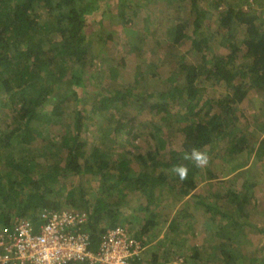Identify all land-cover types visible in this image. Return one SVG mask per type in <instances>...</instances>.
Instances as JSON below:
<instances>
[{
    "label": "trees",
    "instance_id": "obj_1",
    "mask_svg": "<svg viewBox=\"0 0 264 264\" xmlns=\"http://www.w3.org/2000/svg\"><path fill=\"white\" fill-rule=\"evenodd\" d=\"M188 1V19L171 22L169 38L177 45L191 33L189 51L195 59L179 56L162 88L147 91L141 88L154 74L143 73L137 64L131 78L120 80L121 66L105 58L104 67L93 77L92 85L103 91L97 97L86 82L92 53L87 26L99 25L98 44L112 38L102 22L107 0H0V227L16 218H28L37 227L45 209H81L88 213L83 228L95 250L107 228L122 224L127 197L135 198L133 208L143 213L144 229L139 234L152 225L149 212L161 202L160 196L172 190L183 203L165 229L164 239L171 237L176 244L173 260L209 264L200 257V245L185 250L182 242L177 244L188 231L196 238L192 223L196 218L189 210L194 203L203 205L208 216H216L215 228H207L203 220L210 231L207 251L218 249L225 264H264V246L255 248L248 238L252 224L234 218L235 214L249 218L257 210L252 192L256 176L248 161L252 155L257 162L264 160V122L258 125V134L240 126L237 106L251 90L264 103V10L250 11L252 0ZM205 2L212 10L205 8ZM117 12L123 23L129 21L122 6ZM207 18L215 22V29L221 28L215 35L229 34L222 42L227 53L211 48L203 28ZM140 21L153 23L146 17ZM234 30L240 38L233 37ZM147 37L139 34L146 47ZM137 48L141 51L143 42ZM208 81L222 84L224 93L205 98ZM143 111L145 115L139 116ZM95 124L98 143L83 133ZM165 129H174L177 145L168 146ZM118 137L131 143L138 140L144 147L119 150L113 146ZM192 147L208 154L206 168L182 159ZM226 158L238 161L233 176L220 182L227 171ZM177 164L188 166V180L181 182L171 172ZM75 176L80 180L90 176L95 186L78 182L66 192V180ZM214 179L218 182L207 184L206 198L193 192L201 181ZM176 233L180 237L172 236ZM252 247L255 253L249 256ZM152 262L160 263L157 256Z\"/></svg>",
    "mask_w": 264,
    "mask_h": 264
},
{
    "label": "rangeland",
    "instance_id": "obj_2",
    "mask_svg": "<svg viewBox=\"0 0 264 264\" xmlns=\"http://www.w3.org/2000/svg\"><path fill=\"white\" fill-rule=\"evenodd\" d=\"M181 1V3H178L177 0H127V3L124 4L125 2L122 0H107V3L104 5V15L102 22L103 28L106 31H112V38L109 39V41L98 44V41H96V34L98 36L97 32L99 25L93 27L94 22H92L87 26L92 53L90 54L91 56L89 65L86 68V75L88 77L86 82L89 88H93V90L97 92V97L102 95L103 91H98L99 88L96 86V83L94 86L92 85V83L95 81L93 77L96 75V72H100L104 67L105 62L103 59L105 58L110 59L113 61V63H117L121 66L120 80H123L124 78L128 80V77L131 78L137 64L142 65L143 73L154 74V79H152L150 82H145L147 84H144L141 88V90H146V88H148L147 91L162 88L163 84L165 83L163 81L165 76L169 75L173 71L174 66H176V62L179 61V56L184 55L189 61L195 59L194 54L189 51L192 37L191 33L188 38H185L181 44L177 45H172L171 39L169 38V31L171 28L170 23L180 20V18L187 20L189 17V12L187 13V11L190 9L189 1ZM239 1L241 0H227V3L234 4L237 2L239 3ZM250 3L251 5H249V9L250 11L255 12V14H260V11L264 10V0H252ZM179 4L181 8L177 7ZM121 6L126 13L124 18H130L126 23H123L122 18L118 16L117 11ZM130 6H133V9L129 8ZM204 6L209 10H212L213 8V6L211 4L208 5L207 2L204 3ZM243 8L247 9L248 6L244 5ZM181 9L183 11H181ZM135 10H137V14ZM108 11H111V14L105 13ZM262 14L264 15V12ZM145 17L151 19L153 23L142 25V21L140 20ZM208 23H210L209 27L206 25ZM214 25L215 22L213 21L212 23L211 19L209 18L203 22V28L205 31H207L206 36L210 42L211 48L215 53L225 54L228 51V47L222 45V42L225 40V37L230 38V36L229 34H224L222 36L219 34L215 35L214 32L220 33L221 28L219 27L215 29L216 27L214 28ZM189 31L190 29H188V32ZM233 32V37H241V33H239L238 30H234ZM140 33L148 35L147 47L144 40L139 38ZM160 38L162 42L157 43V39ZM142 42L143 48L141 51H138L137 46ZM224 91V86L222 84H213L208 81V83H206L204 96L205 98H217L221 96ZM88 107H90L89 104ZM237 108V112L241 114L240 120L238 122L239 125L249 128L258 134V125L264 122V103L261 96L255 91L251 90L249 95H247V97L240 104H238ZM122 111L123 114L126 113L127 108ZM109 112L112 111L110 110ZM143 114L145 115L144 111L139 113V116H143ZM87 130H83V133H85V135L89 134L88 136L90 140L93 139L94 142L98 143L100 141L98 139L100 133H97L96 124L88 127ZM174 134V129H165L164 136L167 138L166 140L168 141V146L178 144L179 137L177 134ZM108 135L109 139H111L113 136L109 133ZM259 136H261V134ZM57 138H59L58 135ZM137 142L133 141V143H131L128 142L127 137H118L115 139L113 146L119 150H123L125 148L140 149V146L144 147V145ZM121 144H123L124 147L121 146ZM134 144L138 145L134 148ZM215 161H218V159ZM237 161L231 159L229 160V158L225 159V164L223 166H225V170L227 171H225L226 173L220 175L218 181L221 179L220 182H222L225 178V180H229L233 176L234 172L232 173L231 170L234 169L235 162ZM248 163L252 167L251 170L253 169L255 173L254 175L256 176L254 181H256L257 184L253 187L252 192H254V196L257 198V210L256 212L251 213L252 215L249 218H241V216L238 214H235L234 218L238 221L246 222V224H252L251 228H247L248 238L251 239L250 244L252 242L255 248L260 249L262 246H264V232L259 231L260 228H264V203L261 200V198L264 199V160L257 162V158L252 155ZM89 177H84L80 180V177L75 176L68 181L66 180L67 183L65 182V191L67 192L68 190L77 187V185H80L78 182H83L87 188H93V186H95V181L93 182V179H90ZM218 181H216V179L211 181L203 180L195 187L193 192L195 194H201L206 198V191L208 190L207 184H216ZM90 196L93 197L94 195ZM160 199L161 202L158 203L157 206L152 207L151 211L149 212H153V223L147 227L146 231L138 234L140 229H144L143 226L145 220L142 219L143 213H140L133 208L135 207L136 200L132 197H127V199H125L126 205L123 206L124 217L129 218L131 221H126L124 218L121 223L126 225L130 231L144 244V248L139 258L140 264H153L152 259L156 256L160 262L159 264H186L181 258L173 260L172 251L175 248L174 245L176 244L172 242L171 237L164 239L168 220L171 218L177 207L182 208L183 203L181 199H177L175 193L172 190L167 191L163 198L160 196ZM165 202H167V205ZM189 210L194 213L196 218V220L192 222L193 227H195L196 238L193 239L190 237V233L188 231L186 235L177 240V244L178 242H182L181 247L185 250L189 249L188 247H198V245H200L201 250L200 252L198 250V252L201 258L203 257L209 264H225L224 258L221 256V253L218 249L213 252L212 250L207 251L209 248L207 241L210 239L208 238L210 231L206 229L216 227V216H208L207 213H205L206 211L204 210V206L201 204L192 203ZM203 220H207L205 222L207 228H205ZM201 230L205 231L206 233L202 235ZM172 236L176 238L180 237L178 233L173 234ZM188 238H190V240ZM184 240L185 243L183 242ZM203 244L206 245L203 247L201 246ZM254 253L255 251L252 247L248 255L250 254L249 256H251L254 255ZM189 262H193V260L191 259Z\"/></svg>",
    "mask_w": 264,
    "mask_h": 264
},
{
    "label": "built area",
    "instance_id": "obj_3",
    "mask_svg": "<svg viewBox=\"0 0 264 264\" xmlns=\"http://www.w3.org/2000/svg\"><path fill=\"white\" fill-rule=\"evenodd\" d=\"M39 226L16 218L0 227V264H134L143 242L123 224L107 228L91 250L81 209L43 210Z\"/></svg>",
    "mask_w": 264,
    "mask_h": 264
},
{
    "label": "clouds",
    "instance_id": "obj_4",
    "mask_svg": "<svg viewBox=\"0 0 264 264\" xmlns=\"http://www.w3.org/2000/svg\"><path fill=\"white\" fill-rule=\"evenodd\" d=\"M182 159L190 161L196 168H206L209 163V156L206 152L192 147L184 152ZM171 172L178 176L181 182L188 180L189 168L185 164L173 165Z\"/></svg>",
    "mask_w": 264,
    "mask_h": 264
},
{
    "label": "crops",
    "instance_id": "obj_5",
    "mask_svg": "<svg viewBox=\"0 0 264 264\" xmlns=\"http://www.w3.org/2000/svg\"><path fill=\"white\" fill-rule=\"evenodd\" d=\"M139 263H140V260H139Z\"/></svg>",
    "mask_w": 264,
    "mask_h": 264
}]
</instances>
